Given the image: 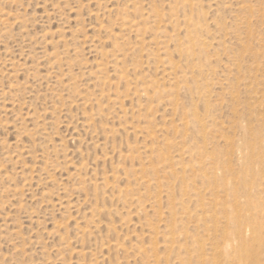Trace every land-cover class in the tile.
<instances>
[{"label":"rangeland","instance_id":"374dc122","mask_svg":"<svg viewBox=\"0 0 264 264\" xmlns=\"http://www.w3.org/2000/svg\"><path fill=\"white\" fill-rule=\"evenodd\" d=\"M0 264H264V0H0Z\"/></svg>","mask_w":264,"mask_h":264},{"label":"bare ground","instance_id":"6f19581e","mask_svg":"<svg viewBox=\"0 0 264 264\" xmlns=\"http://www.w3.org/2000/svg\"><path fill=\"white\" fill-rule=\"evenodd\" d=\"M183 152V151H182ZM172 238V237H171ZM165 242V241H164Z\"/></svg>","mask_w":264,"mask_h":264}]
</instances>
